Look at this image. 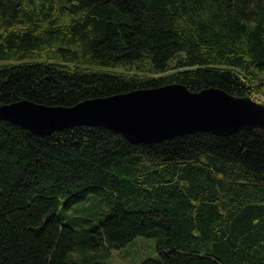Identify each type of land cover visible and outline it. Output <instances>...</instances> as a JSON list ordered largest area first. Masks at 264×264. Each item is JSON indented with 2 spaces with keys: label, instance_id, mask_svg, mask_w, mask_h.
I'll return each mask as SVG.
<instances>
[{
  "label": "trees",
  "instance_id": "1",
  "mask_svg": "<svg viewBox=\"0 0 264 264\" xmlns=\"http://www.w3.org/2000/svg\"><path fill=\"white\" fill-rule=\"evenodd\" d=\"M182 84L264 105V0H0V106ZM264 264V130L158 144L0 120V264Z\"/></svg>",
  "mask_w": 264,
  "mask_h": 264
},
{
  "label": "water",
  "instance_id": "2",
  "mask_svg": "<svg viewBox=\"0 0 264 264\" xmlns=\"http://www.w3.org/2000/svg\"><path fill=\"white\" fill-rule=\"evenodd\" d=\"M0 120L39 136L87 126L116 131L134 144H158L197 132L229 137L246 128L264 130V105L218 88L191 92L173 84L95 98L74 107L22 100L0 106Z\"/></svg>",
  "mask_w": 264,
  "mask_h": 264
},
{
  "label": "rangeland",
  "instance_id": "3",
  "mask_svg": "<svg viewBox=\"0 0 264 264\" xmlns=\"http://www.w3.org/2000/svg\"><path fill=\"white\" fill-rule=\"evenodd\" d=\"M261 102L258 101L262 104ZM156 254V240L140 237L129 246L113 251L111 257L105 260L103 264H141Z\"/></svg>",
  "mask_w": 264,
  "mask_h": 264
}]
</instances>
